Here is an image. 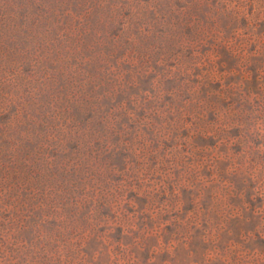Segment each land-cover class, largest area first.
<instances>
[{
  "label": "rangeland",
  "instance_id": "374dc122",
  "mask_svg": "<svg viewBox=\"0 0 264 264\" xmlns=\"http://www.w3.org/2000/svg\"><path fill=\"white\" fill-rule=\"evenodd\" d=\"M0 264H264V0H0Z\"/></svg>",
  "mask_w": 264,
  "mask_h": 264
}]
</instances>
